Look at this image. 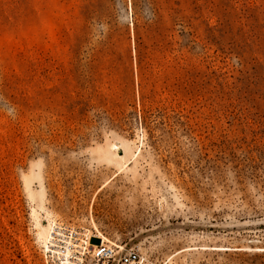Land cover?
Returning a JSON list of instances; mask_svg holds the SVG:
<instances>
[{"label":"rangeland","instance_id":"1","mask_svg":"<svg viewBox=\"0 0 264 264\" xmlns=\"http://www.w3.org/2000/svg\"><path fill=\"white\" fill-rule=\"evenodd\" d=\"M178 1L0 0V264H44L49 220L143 264H264V0Z\"/></svg>","mask_w":264,"mask_h":264},{"label":"built area","instance_id":"2","mask_svg":"<svg viewBox=\"0 0 264 264\" xmlns=\"http://www.w3.org/2000/svg\"><path fill=\"white\" fill-rule=\"evenodd\" d=\"M87 230L57 220L47 222V233L41 242L44 264H143L141 254L107 240L91 245ZM176 264V263H170Z\"/></svg>","mask_w":264,"mask_h":264},{"label":"trees","instance_id":"3","mask_svg":"<svg viewBox=\"0 0 264 264\" xmlns=\"http://www.w3.org/2000/svg\"><path fill=\"white\" fill-rule=\"evenodd\" d=\"M174 5H176L177 7L180 6V2L178 0H174ZM132 6H133V9L135 8V4L132 3ZM172 10V13L174 15H178L179 14V10L177 8H170ZM153 14V13H152ZM155 15V14H153ZM136 23H134L135 25ZM174 25H179L181 26V33H182V39L183 41L182 42H177V41H173V35H171V38L173 39L172 42L174 44H178V51H181V50H185L186 53L188 54V59H187V62H186V66H185V69H186V75H187V81H189V87H191V85L194 83L193 80H191V78H195L196 77V73H195V67H194V64L192 62V57L195 55V53L193 52V49H194V46L197 45V42H196V38H197V34H196V28L193 26L192 22L190 21L189 18H186L184 16L182 17H174L172 18V26ZM172 31L174 30V28H170ZM170 30V31H171ZM172 44V43H171ZM142 62V56L140 54H138L137 56V67L140 66ZM137 88L140 90L141 88V84L140 82L137 83ZM188 92H190L189 90H187ZM177 92L175 91V94ZM144 99L143 96L140 97L139 99V103H140V112H141V122L142 124L144 123L145 121V115L144 113L146 112L145 110V107H144V103L142 102ZM262 154V152H261ZM264 154V153H263ZM264 256V254H263Z\"/></svg>","mask_w":264,"mask_h":264},{"label":"bare ground","instance_id":"4","mask_svg":"<svg viewBox=\"0 0 264 264\" xmlns=\"http://www.w3.org/2000/svg\"><path fill=\"white\" fill-rule=\"evenodd\" d=\"M113 147H114V145H113ZM46 233H47V228L46 229H45V227L42 228V232H41V235H40V237L42 238V240L45 238ZM93 240H96L97 242L94 243ZM100 240L105 241L106 238H104V236L102 234H100L99 232H97V235L91 236V238L89 240V243L91 245H95V244L99 243ZM212 249H216V250H227V248H222V247H216V248H212ZM256 250H259V249H256Z\"/></svg>","mask_w":264,"mask_h":264}]
</instances>
